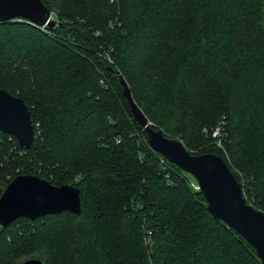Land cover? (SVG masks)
Wrapping results in <instances>:
<instances>
[{"label":"trees","instance_id":"trees-1","mask_svg":"<svg viewBox=\"0 0 264 264\" xmlns=\"http://www.w3.org/2000/svg\"><path fill=\"white\" fill-rule=\"evenodd\" d=\"M40 1L52 27L0 22V88L35 133L23 148L0 131V192L34 174L77 187L80 210L0 228V264H261L147 145L117 78L150 126L220 156L264 212V0Z\"/></svg>","mask_w":264,"mask_h":264},{"label":"water","instance_id":"water-1","mask_svg":"<svg viewBox=\"0 0 264 264\" xmlns=\"http://www.w3.org/2000/svg\"><path fill=\"white\" fill-rule=\"evenodd\" d=\"M13 17L37 26L52 27L51 11L40 0H0V22ZM118 83L132 119L143 130L147 145L167 161L188 173L196 182L210 215L222 220L254 249L264 264V212L245 201L241 185L223 159L214 153L190 154L181 141L153 128L133 101L120 75ZM0 131L12 135L19 147L28 148L35 138L27 106L23 100L0 88ZM69 211L78 214V188L70 184L54 185L34 174L14 175L0 192V228L18 217L30 220L44 214ZM19 264H44L30 257Z\"/></svg>","mask_w":264,"mask_h":264},{"label":"rangeland","instance_id":"rangeland-1","mask_svg":"<svg viewBox=\"0 0 264 264\" xmlns=\"http://www.w3.org/2000/svg\"><path fill=\"white\" fill-rule=\"evenodd\" d=\"M51 18H53V19L55 20V14H54V12H53L52 10H51ZM216 132H217V131L212 130L211 135H212V136L217 135ZM214 144H215L216 146H217V145H220L218 140H215ZM191 180L194 181V179H191Z\"/></svg>","mask_w":264,"mask_h":264},{"label":"built area","instance_id":"built-area-1","mask_svg":"<svg viewBox=\"0 0 264 264\" xmlns=\"http://www.w3.org/2000/svg\"><path fill=\"white\" fill-rule=\"evenodd\" d=\"M108 1H112V0H108ZM215 131H217V129H215ZM217 133V132H216ZM190 185L194 188V189H198L195 180L190 182Z\"/></svg>","mask_w":264,"mask_h":264}]
</instances>
